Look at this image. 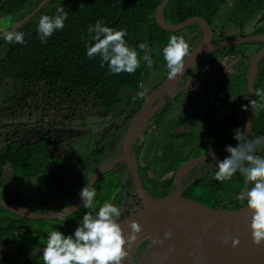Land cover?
<instances>
[{
	"label": "trees",
	"instance_id": "1",
	"mask_svg": "<svg viewBox=\"0 0 264 264\" xmlns=\"http://www.w3.org/2000/svg\"><path fill=\"white\" fill-rule=\"evenodd\" d=\"M2 1L0 20L10 17L11 26L31 13L42 2V0H0V3ZM160 2L161 0L48 1L27 21V25L23 24L17 29L24 33L25 43L8 44L0 39V86L8 89L3 101L8 105L11 97H17V101L10 107L27 111L25 104H22L28 98L24 90L26 87L32 89L35 85H43L44 88L38 92L42 94L40 105L44 104V108L47 103L59 105L60 102L65 103L68 100L70 104L66 108L62 107V112L58 111V108L55 109L56 115L53 116L52 123L58 122V126H61V122L64 123L71 117L80 115L79 110H76L72 104L79 106L78 97L87 95L94 100L92 106L100 104L106 114L116 107H120L116 114L127 111L122 122V126L127 127L144 99H140L137 93L142 77L146 74L143 69L145 64L142 60L143 51L139 49V44H148L151 51L155 52L160 49L157 47L166 46L170 35L175 33L182 34L183 31L195 29L198 36L201 34L200 28L195 24L176 32L161 29L154 19V13ZM227 3L228 0H168L163 9V17L170 24H178L188 18L198 16L215 29L217 26L215 20L220 16L221 10L226 8ZM61 6L68 13L63 29L55 31L46 42H41L37 32L40 17L42 15L53 16L55 10ZM250 8L255 13L259 11L261 13L256 18L252 33L249 34L264 33V0H235L228 8V12L245 11ZM98 20L105 26L127 31L125 40L131 48L137 51L141 60L140 67L134 73L112 74L107 63L101 66L99 56L88 58L87 47L94 43L88 33V26L94 25ZM225 22L235 24L233 20H230V16ZM224 26L225 23L221 28ZM230 36H216L212 42L217 43ZM237 36L245 35L239 33ZM263 43V41H248L215 51L213 63L211 56L208 57L210 60L206 59L214 65L212 76L205 81L196 78L194 85L189 88V90L193 89L194 93L188 97L190 102L185 112L175 114L171 109L174 103L164 102L161 109L154 115L158 117H155L157 120L154 118L148 122L150 125H155L156 131L147 138L148 145H144V142L140 144L138 152H143L144 156L149 155L153 145L161 151L155 150L153 156L146 159L144 166L139 164L138 173L140 179L144 181V186L150 190L154 198L169 195L175 189L174 173L189 160L192 154L191 150L183 154V150L189 148L195 149V152H201L199 144L196 143V133L192 128L195 120L201 118L207 126L205 129L207 133H200L198 139L209 140L214 147L232 140V136L223 139L228 129L227 126H231L234 132L238 128H244L242 105H246L248 99L245 74L249 66L247 63L250 58L249 49L252 44ZM157 53H151L152 59ZM1 56L4 59L1 60ZM200 64L204 67L202 62ZM153 66L155 68V65ZM189 72L185 74V77ZM261 88H264V59L259 63L253 85L254 91ZM38 92H30V95L37 96ZM184 92L177 94L174 98L177 100L183 96ZM47 98L52 102H48ZM254 99L260 102V98L255 95ZM83 100L82 104L88 105ZM203 102L209 106L208 111L200 108ZM27 107L34 108L29 110L31 113L33 111L45 112L37 101L31 102ZM0 110L7 111L4 106H1ZM170 113L171 116H169ZM223 120L227 123L224 124ZM50 134L51 130H48L43 138L29 142L8 141L5 151L0 153V179L4 171L8 170L16 185L28 183L30 179L43 175L42 173L48 170L50 164L54 165L55 171L50 175V180L45 182L50 194L42 201V204L16 203L27 206L32 211H53L72 205L80 196V190L87 186L89 181L86 177L72 193L66 190L63 171L48 146ZM248 136L253 139L264 137V110L253 111ZM103 151H105V145L95 150L91 160H97L104 153ZM256 154L264 156V148ZM148 170H151L154 175L149 174ZM204 171L196 177H190L189 174L184 177L182 180L183 197L220 210H232L246 206V201H241L239 198L241 192L244 191V177L239 172L231 180L221 182L215 179L216 168ZM170 172L172 173L168 175ZM158 175H166V177L159 181ZM106 181L107 185H105ZM102 183L105 188L101 185ZM93 187L97 191L95 198L97 211L105 201L115 197L112 202L121 210L119 222L141 208V201L136 194L131 171L125 162L107 170L97 179ZM56 201L62 202L56 206ZM88 211L91 210L82 206L73 214L63 218L29 219L0 206V264H43L42 249L46 246L48 232L56 229L65 235L72 234L76 228L74 223L77 221L75 224H79L82 216ZM74 214L78 215L77 220L72 218ZM35 220L39 221L40 225ZM145 244L146 242L141 245Z\"/></svg>",
	"mask_w": 264,
	"mask_h": 264
},
{
	"label": "water",
	"instance_id": "2",
	"mask_svg": "<svg viewBox=\"0 0 264 264\" xmlns=\"http://www.w3.org/2000/svg\"><path fill=\"white\" fill-rule=\"evenodd\" d=\"M48 1L42 0L36 8L25 18L15 24L14 29L36 14ZM168 0H161L154 13L157 25L168 32H176L193 24L201 30L197 44L191 48L193 52L185 58V71L175 80L166 76L145 96L139 110L131 117L122 141L121 153L100 165L92 173L88 184L93 187L97 179L108 168L124 161L131 170L136 191L141 201L138 208L120 221L121 227L127 235L130 230V221L135 220L141 225V232L137 239L130 244L128 250L137 251L138 247L146 242L143 250L146 257L144 264H264V244L254 245L251 239L250 216L247 206L232 210L214 209L206 204L182 196L181 178L196 165L217 153L227 152L225 147L208 150L195 158L186 161L174 174V191L166 196L154 198L149 191L143 188L132 154V143L151 115L160 107L163 97L173 90L183 76L198 64L207 59L215 51L244 42L264 41L263 34L230 36L220 42H212V28L201 17L195 16L178 23L170 24L163 17V9ZM3 1L0 3V5ZM264 57V48L260 49L251 61L247 72L248 99L244 110V130L248 135L253 111L250 101L254 99L253 84L258 62ZM246 125L247 128H246ZM238 141L228 146L235 147ZM87 184V186H88ZM79 196L70 206L54 211H32L27 206L7 201L0 195V206L6 210L29 219H58L67 217L82 207ZM170 233L167 239L165 234ZM239 240L236 247L231 240ZM163 240V243H155ZM133 251V252H134ZM132 252V253H133Z\"/></svg>",
	"mask_w": 264,
	"mask_h": 264
},
{
	"label": "clouds",
	"instance_id": "3",
	"mask_svg": "<svg viewBox=\"0 0 264 264\" xmlns=\"http://www.w3.org/2000/svg\"><path fill=\"white\" fill-rule=\"evenodd\" d=\"M67 16L63 6L58 7L53 16L42 15L37 27L41 42H46L55 31L63 29ZM10 20V17L0 20V39L8 44L25 43L24 33L15 30L10 25ZM88 33L94 41L87 47L88 58L99 56L101 66L107 63L110 73L132 74L140 67L141 60L137 51L125 40V29H113L98 20L94 25L88 26ZM138 47L145 53L143 61L151 68L154 61L150 47L144 43H140ZM192 52L184 36L172 35L168 38L162 55L169 80H175L184 73L185 58ZM253 94L260 98V102L256 99L249 102L252 111L264 110V88L256 89ZM138 95L143 98L145 93L140 92ZM242 108L247 110L248 105H242ZM233 139L238 143L235 147H225V151L229 153L227 157L217 160L212 155V159L216 161L215 179L221 182L231 180L237 172L244 177V191L239 198L246 201L251 213L249 227L252 243L261 246L264 244V156L256 153L264 148V137L249 138L243 128H238ZM79 195L82 206L91 211L85 212L72 234L65 235L56 229L48 232L46 246L42 249L43 264H124L128 247L137 239L141 225L135 220L130 221L131 231L125 235L119 222L121 210L112 202L114 196L100 205L97 211V191L90 183L80 190ZM169 236L170 233H166L164 239ZM154 242L162 244L163 240ZM231 243L236 247L239 240L233 237Z\"/></svg>",
	"mask_w": 264,
	"mask_h": 264
},
{
	"label": "rangeland",
	"instance_id": "4",
	"mask_svg": "<svg viewBox=\"0 0 264 264\" xmlns=\"http://www.w3.org/2000/svg\"><path fill=\"white\" fill-rule=\"evenodd\" d=\"M234 2L235 0H228L226 8L221 10L220 16H218V18L215 20L217 26L215 27L214 34L216 36H237L239 33L246 36L252 31V24L254 22H252V20L257 18V16L261 12L259 11L255 13L251 11L252 8H250V10H234L229 13L228 8ZM228 16H230V20H233L235 24H230L229 22L228 24H226L225 21ZM224 23L225 26L221 28ZM241 25L242 28H240ZM189 33H192L194 37H190V34H188V30L184 31L182 34L175 33L174 35L184 36L191 48L197 43L200 36H198V32L195 31V29L189 30ZM146 45L148 46V44ZM157 48L160 49H157V51H155L158 53L153 58V65H155V68L154 66L149 68L146 63L143 65V69L146 74L145 77H142V82H140L139 84L137 93H145L144 97L149 94L153 87L157 85L168 72L166 63L163 62L164 59L161 52L163 48ZM155 52L151 51V53ZM144 54L145 53L143 51V55ZM214 57V54H212L210 57L212 62H214ZM206 61L207 60L205 59L202 62L204 67H206L208 71H213L214 65H211V61L209 63H206ZM207 69L205 70V73L208 72ZM211 76L212 75L209 72V74L204 77V80H207ZM183 84L184 82L182 83V85ZM43 88V85H35V87L32 89L30 87L29 89L26 87L24 93L28 96V98L26 97L27 101L24 100L22 104H25V108L27 111L19 110V108L17 107L12 108L10 107V103L7 105L3 100L0 102V107L4 106V108L7 109V111L4 112L0 110V153L5 151L8 141H35L46 136L48 130H51V136L48 137L50 138V141H48V146L50 152L54 156V159L58 162L60 169L63 171L66 190L72 193L76 189V187L86 179L90 172H92V170L88 168L89 166H85L84 164L92 163L91 158L93 157L95 150L105 145L106 154L105 157H103V160L117 153L118 149L122 145L124 135L123 132L126 129L125 126H122V122L127 115V111H124L122 114H116L120 109V107H116L109 114H106L104 113V110L100 104L93 107L92 105L94 104V100L87 95H82L81 97H78V102H80L79 106L74 103L72 104L76 108V110H79L80 115L71 117L69 120L64 121V123L61 122V126H58V122H51L52 119H54L53 116L56 115L55 109L58 108V111L62 112V107L66 108V106L70 105L68 104L69 101L67 100L65 103L60 102L59 105L53 103L49 105L47 103L45 105L46 108H44V104L40 105L42 104V94L38 92ZM7 91V88H3V91L0 95L1 99ZM35 91L39 93L37 96L30 95V92L35 93ZM82 98L88 105L84 106L82 104ZM140 99L142 98L140 97ZM47 100L48 102H52L48 98ZM35 101H37L38 105L41 108L45 109V112L33 111L31 113L29 111L30 109L34 108L27 106H29L31 102ZM56 101L59 100L56 99ZM205 109H207L206 111H208L210 108L208 105H205ZM59 120H61V118H59ZM119 126H122V128L118 129ZM113 134L115 135L113 136ZM198 153L199 152H193L190 155V159L195 157ZM183 154H185V151ZM150 157V153L149 155L144 156V159L142 161L143 165H145L146 159H149ZM202 168L203 166L198 167L197 170H193L191 173H189V176L196 177L197 175L204 173L205 171ZM214 168L215 166H211V169ZM54 171V165L50 164L48 170L42 173L43 175H39L38 177L30 179V181L24 185H16L10 171L6 170L4 171L3 176L0 179V195L10 202H25L27 204L36 203L40 205L42 204V201L46 199L50 194L48 188L45 186V182L50 180V175ZM148 172L149 174H153L151 170H148ZM157 177V179L160 181L165 176L158 175ZM107 184L108 183L106 181L105 185ZM101 185L103 186V183ZM61 202L62 201H56V206L58 204L60 205ZM98 203L100 202L98 201ZM77 216V214H74L72 218L77 220ZM35 221L40 225L39 221ZM75 223H77V221ZM75 223L74 226L77 227L78 224ZM59 224L62 223L59 222ZM44 225L46 226V224ZM144 246L145 245H140L138 247V251L141 252Z\"/></svg>",
	"mask_w": 264,
	"mask_h": 264
},
{
	"label": "flooded vegetation",
	"instance_id": "5",
	"mask_svg": "<svg viewBox=\"0 0 264 264\" xmlns=\"http://www.w3.org/2000/svg\"><path fill=\"white\" fill-rule=\"evenodd\" d=\"M30 14V13H29ZM28 14V15H29ZM27 15V16H28ZM35 15V14H34ZM33 15V16H34ZM32 16V17H33ZM26 17V16H25ZM24 17V18H25ZM31 17V18H32ZM258 17V16H257ZM22 20V19H21ZM29 20V19H28ZM27 20V21H28ZM27 21L26 22H24L23 24H26L27 25ZM254 21V22H253ZM19 22V21H18ZM17 22V23H18ZM252 22H253V24H252V29H254V24L256 23V18L255 19H253L252 20ZM16 23V24H17ZM22 24V25H23ZM15 25V24H14ZM13 25V26H14ZM211 28H212V40H213V38H215L216 37V35L214 34V27L213 26H210ZM19 28V27H18ZM17 28V29H18ZM17 29H15V30H17ZM184 32V31H183ZM250 33H252V31L250 32ZM188 34H190V37H194L193 35H192V33H189V30H188ZM263 34V33H262ZM194 35H196V34H194ZM249 35H255V34H249ZM200 36H201V34H200ZM198 41H199V39H198ZM197 41V42H198ZM264 42V41H263ZM197 44V43H196ZM195 44V45H196ZM194 45V46H195ZM193 46V47H194ZM193 47H191V48H193ZM255 48H257L256 50H255ZM262 48H264V43L263 44H252L251 46H250V58H249V60L247 61V63L249 64V66H250V64H251V61H252V59L254 58V56L256 55V53L260 50V49H262ZM0 54H1V52H0ZM213 54V53H212ZM211 54V55H212ZM210 55V56H211ZM2 59H4V57H2L1 56V60ZM209 59V58H208ZM264 59V57L258 62V64H257V71H256V75H255V78H256V76H257V73H258V66H259V63L262 61ZM203 62V61H202ZM210 61L209 60H207V62L206 63H209ZM201 63V62H200ZM198 64V66H196L195 68H193L192 69V71L191 70H189L188 72V75H186L187 77H185V75L183 76V78H182V81L173 89V90H171L170 92H168L164 97H163V100H162V103H161V105H160V107L151 115V117L147 120V122L144 124V126L142 127V129H141V131L138 133V135L136 136V138H135V140L133 141V143H132V154L135 156V159H136V164H137V166H138V169H139V164H141V166H144L143 165V163H142V161H143V159H144V153L143 152H138V150H139V146H140V144L142 143V142H144L145 144L144 145H148L147 144V138L149 137V136H151V134H152V132H155L156 130L154 129V127H155V125L154 124H149L148 122L151 120V119H154L155 117H157V116H154L160 109H161V107H162V104H163V102H168V103H174L173 104V107H171V109H172V112L173 113H177V114H179V113H181V114H183V112H185V110H186V106H187V104L190 102V100H188V97L189 96H191L192 95V93H194L193 92V89H190L189 90V88H191L193 85H194V82L196 81L195 79L198 77V79H201V80H204V77L205 76H207L208 74H209V72H210V74L212 75V71H208V72H206L205 73V69H203L204 67L201 65V64ZM213 63V62H212ZM249 66H248V68H249ZM247 72H248V69H247V71H246V74H245V76L247 77ZM208 73V74H207ZM206 74V75H205ZM185 77V78H184ZM209 79V78H208ZM205 81V80H204ZM254 81H255V79H254ZM184 82V84L182 85V83ZM246 85H247V78H246ZM254 85V84H253ZM3 88H6L5 86H0V95H1V92L3 91ZM154 88V87H153ZM194 88V87H193ZM184 91H186V92H184ZM181 92H184V94H182L183 96L182 97H180V98H178L177 100L174 98L177 94H180ZM6 94V93H5ZM2 95H3V93H2ZM4 96H6V95H3L2 96V99H1V96H0V102L2 101V100H4L6 97H4ZM145 98V97H144ZM10 100H11V102H10V105H12V104H14L15 102H16V98L14 97V98H10ZM231 102V101H230ZM204 103V102H203ZM205 105L207 104V103H204ZM204 104H201V106H200V108L201 109H205V105ZM142 105V104H141ZM245 112V111H244ZM184 114H188V113H184ZM169 116H171V113L169 114ZM158 118V117H157ZM157 118H155V120H157ZM223 119L225 120V118L223 117ZM244 119H245V113H244ZM223 120V122H224V124H226L227 122H225ZM148 125H149V127H148ZM228 127V129H227V131L224 133V135H223V139H226L227 137H231L232 136V140H230V141H228V143L226 142L224 145H218L217 147H214V145L211 143V141H209V140H205V139H198V136L200 135V133H203V134H206L207 133V131H205V129L207 128V126H205V124H204V121L201 119V118H199V119H197V120H195L193 123H192V128H193V131L196 133V135H195V139H197V144H199V148H200V150H201V152L200 153H198V154H196V156L195 157H197L198 155H200V154H202V153H204V152H206V151H208V150H211V149H215V148H220V147H226V146H228V145H230L231 143H233L234 141H236L235 139L233 140V135H234V131L232 130V127L231 126H227ZM119 128H122V126H119L118 127V129ZM118 131V130H117ZM146 131V134H144V132ZM125 132V131H124ZM115 134H113V136H114ZM145 147V146H144ZM204 147H205V149H204ZM100 149V148H99ZM155 150H157V152L159 151H161V149H156V147H155V145H153L152 146V148L150 149V155H151V157L153 156L152 154H153V152H155ZM187 150H191V152L193 153V152H195V149H189V148H187L186 150H183V152L184 151H187ZM121 151H122V145L120 146V148L118 149V151H117V153H115L113 156H111V157H109V158H107V159H104L103 160V157H105V154H106V152L105 151H103L104 153L101 155V156H99L98 158H97V160H91L92 161V163L91 164H89V163H85L84 165L85 166H89L88 168L89 169H91L92 170V172H90V174L87 176L89 179H90V177H91V175H92V173L94 172V170L95 169H97L100 165H102L103 163H105V162H107V161H109V160H111V159H113V158H115V157H117L120 153H121ZM152 152V153H151ZM228 152H222V153H217L216 155H215V157H216V159L217 160H223L225 157H227L228 156ZM150 157V158H151ZM195 157H193V158H195ZM192 159V158H191ZM189 160H190V158H189ZM85 162V161H84ZM121 162H124V161H121ZM121 162H119V163H117L116 165H114V166H112V167H110V168H114V167H116V166H118ZM127 165V164H126ZM201 166H203V170H205V169H211V166H215V168H216V161L215 160H213L212 159V157H210V158H208V159H206L205 161H203V162H201V163H199L198 165H196L192 170H190L188 173H186L182 178H181V185H182V180H184V177L185 176H187L189 173H191L193 170H197V168L198 167H201ZM127 167H128V165H127ZM110 168H108L107 170H109ZM129 168V167H128ZM214 168V169H215ZM130 169V168H129ZM106 170V171H107ZM105 171V172H106ZM131 171V170H130ZM104 172V173H105ZM103 173V174H104ZM172 172H170V173H168V175H170ZM103 174H101V176L103 175ZM175 174V173H174ZM131 175H132V173H131ZM64 176V175H63ZM165 177H166V175H164ZM133 177V176H132ZM164 177V178H165ZM65 178V177H64ZM163 178V179H164ZM141 180V179H140ZM84 182V181H83ZM133 182H134V180H133ZM141 183H142V186H143V188L144 189H146L147 191H149L150 192V190L149 189H147L145 186H144V181L143 180H141ZM135 185V184H134ZM135 190H136V187H135ZM174 191V190H173ZM172 191V192H173ZM136 194L138 195V193H137V191H136ZM150 194H151V192H150ZM152 195V194H151ZM138 197H139V195H138ZM134 199H136L135 197H134ZM133 199V200H134ZM132 200V201H133Z\"/></svg>",
	"mask_w": 264,
	"mask_h": 264
},
{
	"label": "bare ground",
	"instance_id": "6",
	"mask_svg": "<svg viewBox=\"0 0 264 264\" xmlns=\"http://www.w3.org/2000/svg\"><path fill=\"white\" fill-rule=\"evenodd\" d=\"M164 103V102H163ZM128 254L124 261V264H144L146 262V257L143 252L132 250H127ZM133 252V253H132Z\"/></svg>",
	"mask_w": 264,
	"mask_h": 264
}]
</instances>
